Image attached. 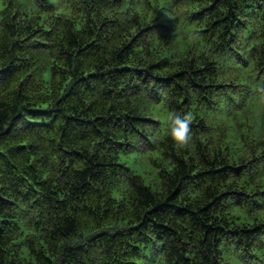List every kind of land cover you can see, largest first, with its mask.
Returning a JSON list of instances; mask_svg holds the SVG:
<instances>
[{"label": "trees", "instance_id": "1", "mask_svg": "<svg viewBox=\"0 0 264 264\" xmlns=\"http://www.w3.org/2000/svg\"><path fill=\"white\" fill-rule=\"evenodd\" d=\"M0 264H264V0H0Z\"/></svg>", "mask_w": 264, "mask_h": 264}, {"label": "clouds", "instance_id": "2", "mask_svg": "<svg viewBox=\"0 0 264 264\" xmlns=\"http://www.w3.org/2000/svg\"><path fill=\"white\" fill-rule=\"evenodd\" d=\"M168 135L179 147H185L192 141L191 118L172 112L168 116Z\"/></svg>", "mask_w": 264, "mask_h": 264}]
</instances>
